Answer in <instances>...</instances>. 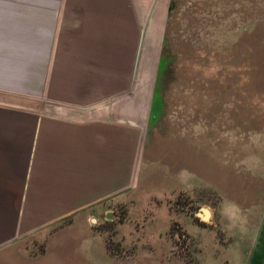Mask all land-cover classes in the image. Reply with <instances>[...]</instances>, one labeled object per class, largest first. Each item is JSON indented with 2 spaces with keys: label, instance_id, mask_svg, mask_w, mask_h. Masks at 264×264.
Returning a JSON list of instances; mask_svg holds the SVG:
<instances>
[{
  "label": "rangeland",
  "instance_id": "374dc122",
  "mask_svg": "<svg viewBox=\"0 0 264 264\" xmlns=\"http://www.w3.org/2000/svg\"><path fill=\"white\" fill-rule=\"evenodd\" d=\"M157 1L130 89L86 107L138 129L131 184L52 227L46 264H264V0Z\"/></svg>",
  "mask_w": 264,
  "mask_h": 264
},
{
  "label": "crops",
  "instance_id": "0c3cea01",
  "mask_svg": "<svg viewBox=\"0 0 264 264\" xmlns=\"http://www.w3.org/2000/svg\"><path fill=\"white\" fill-rule=\"evenodd\" d=\"M139 20L138 0H0V264H46L52 227L130 186L138 129L86 107L130 89Z\"/></svg>",
  "mask_w": 264,
  "mask_h": 264
},
{
  "label": "water",
  "instance_id": "95a60500",
  "mask_svg": "<svg viewBox=\"0 0 264 264\" xmlns=\"http://www.w3.org/2000/svg\"><path fill=\"white\" fill-rule=\"evenodd\" d=\"M141 42V39H140ZM197 218H200L203 222H207L209 221L211 214L210 211L208 209H200V212L196 214Z\"/></svg>",
  "mask_w": 264,
  "mask_h": 264
}]
</instances>
